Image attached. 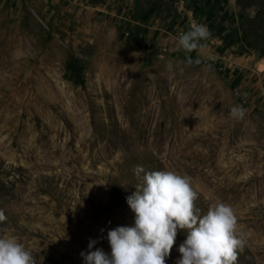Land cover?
I'll use <instances>...</instances> for the list:
<instances>
[{
    "label": "rangeland",
    "instance_id": "obj_1",
    "mask_svg": "<svg viewBox=\"0 0 264 264\" xmlns=\"http://www.w3.org/2000/svg\"><path fill=\"white\" fill-rule=\"evenodd\" d=\"M92 1L0 0V236L37 264H85L90 238L110 254L142 165L189 175L201 212L230 204L236 264H264V0H163L152 24ZM193 21L211 36L186 53Z\"/></svg>",
    "mask_w": 264,
    "mask_h": 264
},
{
    "label": "clouds",
    "instance_id": "obj_2",
    "mask_svg": "<svg viewBox=\"0 0 264 264\" xmlns=\"http://www.w3.org/2000/svg\"><path fill=\"white\" fill-rule=\"evenodd\" d=\"M210 36L205 24L193 21L178 35L177 45L191 53L203 48L201 41ZM200 62L199 58L187 59L189 65ZM246 112L242 105L229 109L230 117L236 120H242ZM133 173L136 190L126 199L135 213L134 226L108 230L110 254L96 248L98 240L90 238L89 250L80 253L85 264H166L178 230H186L187 235L179 246L181 256L176 264H236L237 251L244 249L248 234L240 229L230 204L216 200L201 212L196 205L199 193L189 175L167 169L146 170L142 165L134 166ZM5 219L0 210V221ZM0 264H37V259L15 236L3 235Z\"/></svg>",
    "mask_w": 264,
    "mask_h": 264
},
{
    "label": "crops",
    "instance_id": "obj_3",
    "mask_svg": "<svg viewBox=\"0 0 264 264\" xmlns=\"http://www.w3.org/2000/svg\"><path fill=\"white\" fill-rule=\"evenodd\" d=\"M92 2L96 8H102L107 10L118 6L116 11L113 9V12L115 11L119 15H123L124 13H126L129 16V13L133 14L136 10H138L137 15L139 17V21H143V20L145 21V19H149L150 24H152L154 17L159 18L160 15H162L167 11V9L164 8L166 5H164L163 0L162 3L155 0H135L136 4L133 2V0H127V1L126 0H95ZM131 3L133 4L131 5L132 7L130 8ZM228 3L231 5L230 12L234 14V12L237 11L235 3H232V0H229ZM220 5L221 4L219 3L217 6L220 7ZM127 8L128 10L125 11V9ZM255 12L256 11H253L252 13Z\"/></svg>",
    "mask_w": 264,
    "mask_h": 264
}]
</instances>
